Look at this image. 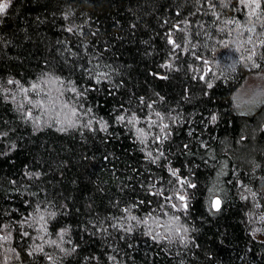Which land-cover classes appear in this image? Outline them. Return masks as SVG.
<instances>
[{
  "label": "trees",
  "instance_id": "1",
  "mask_svg": "<svg viewBox=\"0 0 264 264\" xmlns=\"http://www.w3.org/2000/svg\"><path fill=\"white\" fill-rule=\"evenodd\" d=\"M7 4L0 264H264V0Z\"/></svg>",
  "mask_w": 264,
  "mask_h": 264
},
{
  "label": "rangeland",
  "instance_id": "2",
  "mask_svg": "<svg viewBox=\"0 0 264 264\" xmlns=\"http://www.w3.org/2000/svg\"><path fill=\"white\" fill-rule=\"evenodd\" d=\"M9 0H0V3H8ZM259 89H264V68L249 73L245 80L234 92V101L237 104L250 100L256 96Z\"/></svg>",
  "mask_w": 264,
  "mask_h": 264
},
{
  "label": "snow or ice",
  "instance_id": "3",
  "mask_svg": "<svg viewBox=\"0 0 264 264\" xmlns=\"http://www.w3.org/2000/svg\"><path fill=\"white\" fill-rule=\"evenodd\" d=\"M256 6L259 7L258 4H257ZM7 7H8V4H7V3H0V13H3ZM253 55H254V54H253ZM242 59H243V58H242ZM248 59H249V60H252V56H249ZM230 67L232 68L233 71L236 70V69H235V64L230 65ZM252 68L258 70V69L260 68V64L253 62V63H252ZM250 70H251V69H250ZM12 82H13V81L9 80V83H12ZM211 86H212V85H209V87H211ZM35 87H36V86L33 85V88H35ZM73 91H76L75 88H73ZM257 95L260 96V97H264V89H259L258 92H257ZM261 102H264V101H261ZM29 115H30V114H29ZM157 115H159V114H157ZM118 119L123 120V117H118ZM212 119L215 120L216 117L213 116ZM138 131H139V130H138ZM192 187H195V185H192ZM253 195H255V194H253ZM179 198H180V200H182V201L185 200V197H183V196H181V197H179ZM214 206H215L216 209L218 210V209H219V206H220V201H219V200H216V201L214 202ZM173 207H175V205H173ZM185 207H187L186 204H185ZM42 219H43V218H42Z\"/></svg>",
  "mask_w": 264,
  "mask_h": 264
},
{
  "label": "water",
  "instance_id": "4",
  "mask_svg": "<svg viewBox=\"0 0 264 264\" xmlns=\"http://www.w3.org/2000/svg\"><path fill=\"white\" fill-rule=\"evenodd\" d=\"M216 200H219V198H218L217 196L213 198V206H214V202H215ZM214 208H216V207L214 206Z\"/></svg>",
  "mask_w": 264,
  "mask_h": 264
}]
</instances>
